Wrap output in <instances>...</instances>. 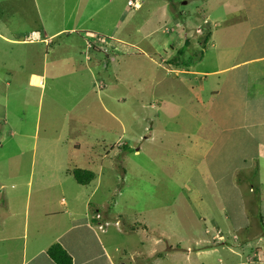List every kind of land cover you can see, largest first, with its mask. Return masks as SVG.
Returning <instances> with one entry per match:
<instances>
[{
	"label": "rangeland",
	"instance_id": "obj_1",
	"mask_svg": "<svg viewBox=\"0 0 264 264\" xmlns=\"http://www.w3.org/2000/svg\"><path fill=\"white\" fill-rule=\"evenodd\" d=\"M217 9V0H0V211L30 179L32 193L66 203L79 193V210L88 201L105 213L125 264H264V207L247 200L242 167L243 191L231 182L235 153L210 149L216 76L184 73L216 67L217 33L205 42L202 30ZM82 166L94 172L87 185L71 174ZM20 218L22 242L31 229Z\"/></svg>",
	"mask_w": 264,
	"mask_h": 264
},
{
	"label": "crops",
	"instance_id": "obj_2",
	"mask_svg": "<svg viewBox=\"0 0 264 264\" xmlns=\"http://www.w3.org/2000/svg\"><path fill=\"white\" fill-rule=\"evenodd\" d=\"M217 3L223 16L218 14L214 23L207 21L209 26L203 32L200 30L205 42L217 33V42L213 43L217 65L213 71H201L193 68L195 63L184 69V73L216 76L212 94L205 103L206 112L214 122L210 149L229 151L228 157L235 153V157L229 158L231 161L235 158L231 182L237 190L243 191L240 183L244 181H237L236 175L239 170L245 171L243 180L249 186L247 200L255 196L257 199L252 206L259 210L260 205L264 207V195L255 188H264V0H217ZM79 32L76 34L83 38ZM185 41H189L187 33ZM32 76L39 80L41 77L31 73L29 85H34L30 80ZM74 146V150L79 149L78 144ZM218 162L229 163L226 159ZM24 184L26 191L22 188ZM21 186L20 190L2 196L0 242L5 243L0 246L5 252H0V264H55L46 253L53 243L62 246L71 256L72 264H125L121 257L124 245L108 238V230L101 227L109 223L107 215L101 216L97 206L94 211L89 210L88 201H85L79 210V193H75L69 203L63 197L55 199L39 190L32 193L30 179ZM22 214L24 231L28 232L30 228L31 236L20 242L15 234ZM118 222L114 220V225L118 226ZM143 227L147 229L145 225ZM119 229L132 232L125 227ZM2 232L7 234L3 237ZM3 253L7 257L2 256Z\"/></svg>",
	"mask_w": 264,
	"mask_h": 264
},
{
	"label": "trees",
	"instance_id": "obj_3",
	"mask_svg": "<svg viewBox=\"0 0 264 264\" xmlns=\"http://www.w3.org/2000/svg\"><path fill=\"white\" fill-rule=\"evenodd\" d=\"M187 42L185 41L183 47L188 46L189 42ZM71 174L78 185H87L94 179V173L88 169L74 168ZM130 227L134 228V226ZM46 253L55 264H72L71 256L58 243L51 244Z\"/></svg>",
	"mask_w": 264,
	"mask_h": 264
},
{
	"label": "built area",
	"instance_id": "obj_4",
	"mask_svg": "<svg viewBox=\"0 0 264 264\" xmlns=\"http://www.w3.org/2000/svg\"><path fill=\"white\" fill-rule=\"evenodd\" d=\"M131 3V2H130Z\"/></svg>",
	"mask_w": 264,
	"mask_h": 264
}]
</instances>
